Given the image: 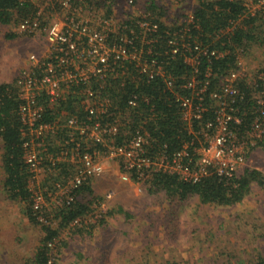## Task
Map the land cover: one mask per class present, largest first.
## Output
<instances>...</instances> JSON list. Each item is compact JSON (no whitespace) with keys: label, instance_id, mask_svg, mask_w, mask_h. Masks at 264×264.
<instances>
[{"label":"trees","instance_id":"obj_1","mask_svg":"<svg viewBox=\"0 0 264 264\" xmlns=\"http://www.w3.org/2000/svg\"><path fill=\"white\" fill-rule=\"evenodd\" d=\"M71 3L73 6L89 4L98 7L101 3L106 5V2L100 0H71ZM57 4L61 9L59 0ZM107 7L105 17L111 18L112 3H108ZM165 13L163 7L152 1L143 14H131L121 24L127 25L124 31L131 39L139 46L143 45L145 57L149 61L155 60L156 64L163 65L165 77L170 76L172 83L166 82L165 77L159 74L149 78L145 73H137L132 68L124 83L122 78H109L107 81L93 78L87 85L95 90L97 99L108 98L111 101L105 117L110 121H118L119 130L116 134L106 135L112 137L109 142L112 141L113 146L129 143L140 129L147 141L146 154L173 156L186 148L189 156L184 163L191 167L196 162V157H199L198 149L207 145L209 137L215 133L218 113L224 108L226 113L240 120L229 121L230 129L240 139L257 138L254 145L248 142V151L251 152L258 146L264 148V132L259 137L252 136L256 121L262 122L264 126L262 105L258 102L261 96L264 97V67L254 76L253 83L248 82L247 77L239 72V60L243 54L248 53L254 45L264 49V7L262 10L250 12L243 0H198L192 17L183 23L175 19L166 22ZM35 16H38V10L30 0H0L2 25L19 23ZM39 18L44 19L43 14ZM144 22L148 24V28L142 27ZM152 25H156V30L152 29ZM17 36L16 32L7 33L9 39ZM175 41L179 49L172 52ZM190 58L196 61L191 62ZM233 71L238 72L235 83L239 89L237 94L225 90V77ZM17 79L0 83L3 191L7 198L23 203L27 217L32 223L38 224L41 218L46 220L42 213L46 206L36 208L32 190L41 189L46 200L55 195V203L57 202L59 196L53 185L60 181L63 173H67L65 166H69L67 161H63L61 151L71 145L59 146L55 140H65V143L66 140L71 141L70 133L78 137V131L67 127L60 130L59 126L71 115L82 119L88 114L85 110L88 99L83 92L86 85L72 89L56 104L48 103V99L44 98L45 110L41 122L58 121L59 126L56 134L46 137L48 149L40 150L45 157L44 172L35 178L36 173L31 170L25 158V138L22 130L25 125L20 113L23 101L18 96ZM186 99L191 107L183 104ZM131 100L136 105L132 106ZM210 122L214 125L209 126ZM86 146L82 144L80 148ZM94 148L105 147L98 143L88 149L92 152ZM58 152L60 159L57 158ZM49 153L55 159L49 160ZM189 157L193 159L190 165ZM210 172L199 180L192 181L175 172L153 171L149 181L147 180L150 184L149 192H164L169 199L186 200L197 197L201 204L233 206L245 199L253 185L264 189V173L254 168H248L242 174L236 173L231 178L221 176L213 169ZM31 179L35 183L33 188L30 185ZM92 183L86 182L77 188L73 200L62 198V205L55 204L57 224L55 226L49 222L45 225V235L31 258L33 264H56L53 247L58 242H61V246L67 244L61 238V233L91 211L95 199ZM50 190L53 194L48 196ZM78 194H81L80 197H77ZM126 214L130 216L132 213ZM98 221L103 223L105 218ZM81 225L83 221L75 227L80 229ZM90 226L93 227L94 224ZM161 264L179 263L167 261ZM236 264H264V256L261 255L253 261L239 260Z\"/></svg>","mask_w":264,"mask_h":264},{"label":"rangeland","instance_id":"obj_2","mask_svg":"<svg viewBox=\"0 0 264 264\" xmlns=\"http://www.w3.org/2000/svg\"><path fill=\"white\" fill-rule=\"evenodd\" d=\"M30 1L37 7L38 15L43 14V26L38 32L28 34L18 31L19 23H0V83L16 80L28 66L32 54L44 55L50 45L49 26L55 24L62 28L65 25L62 19L65 10L60 9L58 0ZM100 1L106 5L81 4L76 7L79 8L76 14L93 20L107 18V4L111 2L110 16L115 22H121L131 14H143L155 1L166 10V22L175 19L183 23L192 17L198 4V0ZM243 3L250 12L264 7V0H243ZM8 32H16L18 36L9 39ZM241 64L240 74L253 83L254 76L264 67V49L254 45L241 56ZM65 126L63 121L60 130ZM57 131L56 127L53 134ZM242 140L244 142L236 146L243 157L237 166V174L248 168L264 173V148L258 146L249 152L248 142L254 145L257 138ZM55 142H60L59 146L65 145V140ZM2 148L0 138V264H33L31 258L45 235V225L49 222L57 224L54 207L58 202L55 203V195L45 199L46 207L42 213L46 220L43 217L38 224L32 223L25 214L24 204L5 196ZM74 150L69 147L75 165H81ZM59 153L56 154L59 156ZM91 155L102 169L91 181L95 199L91 211L80 218V222L83 221L80 229L71 224L72 229L69 227L61 233L67 244L61 246L58 242L59 246L53 247L56 264H161L167 261L236 264L239 260L253 261L264 256V189L259 186L253 185L245 199L233 206L201 204L197 197L169 199L164 192L150 193L148 178L151 174L142 171L138 176V169L125 168L124 160L112 154L109 148H94ZM231 156L224 159L231 162ZM63 158L69 164L65 166L67 173L72 174L73 163L67 156ZM124 174L128 175L127 180L122 178ZM126 212L132 214L127 216ZM101 218H105L103 223L98 221ZM84 221L89 226H84Z\"/></svg>","mask_w":264,"mask_h":264},{"label":"built area","instance_id":"obj_3","mask_svg":"<svg viewBox=\"0 0 264 264\" xmlns=\"http://www.w3.org/2000/svg\"><path fill=\"white\" fill-rule=\"evenodd\" d=\"M61 8L65 10V17L62 18L65 25L59 28L55 24L49 26L47 30V38L50 42L49 48L43 56L32 54L29 56V64L24 68L16 81L18 88V96L23 101L20 107V113L24 126L23 137L25 138V158L35 178L39 173L44 172V159L41 155V148L48 149L46 137L52 135L58 121L53 123L41 122L44 114V98L48 99V103L56 104L58 100L65 98L66 95L81 85H86L83 91L88 101L85 104V110L88 113L86 117L79 119L75 115H71L64 121L67 128L78 131L79 139L70 133L71 141L66 140V144L74 147L81 165H75L73 156L70 154L69 148L62 149L61 154L67 156L73 163L74 171L72 174H62L60 181L54 183L57 189V202L62 205L61 199L73 200L74 191L82 184L92 181L100 175L102 169L92 158L93 151L88 149L90 146H96L100 143L105 149L109 150L116 157L124 160L125 168L138 169L140 173L153 171H168L178 173L188 180L197 181L202 176L210 174V169L215 170L217 174L227 178L233 177L237 173V166L243 160L241 153L238 152L236 146L244 142L229 127V121L233 118L231 114L225 112L222 108L218 113V121L215 127V133L209 137L207 145L198 149L199 157L191 167L188 163H184L185 158L189 156L187 149L176 152L173 156L166 154H156L151 156L145 152L146 137L139 130L133 135L129 143L113 146L112 135L119 130L118 121H110L105 117L109 110L111 101L108 98L103 100L97 99L95 90L87 85L91 83L93 78L107 81L109 78H122L124 83L126 75L133 68L137 73H145L149 78L156 75L165 77L164 67L161 63L156 64L155 60L149 61L145 57L143 45L139 46L133 39L129 37L124 30L127 25L121 22H115L111 18H81L76 14L79 8L73 6L71 0H59ZM92 14V13H91ZM42 21L38 16L34 18H26L19 22L18 31L28 34L36 33L40 30ZM142 27H147L144 22ZM156 25H152V29L156 30ZM145 41V39H144ZM179 49L175 41L172 46V52ZM195 58V57H194ZM190 58L191 62L196 59ZM239 64L242 67L241 59ZM238 72L233 71L225 77V90L232 94H237L239 89L236 87ZM168 78H170L168 80ZM166 82L172 83L171 77H165ZM106 83V82H104ZM261 106V112L264 116V97L258 100ZM132 106L136 102L131 100ZM185 106L191 107V103L186 99L183 103ZM199 117V116H198ZM40 121V122H39ZM214 125L210 122L209 126ZM264 132L262 122L256 121L252 136L259 137ZM208 139V136H207ZM88 142L91 144L89 145ZM60 142H58V145ZM82 144L87 145L83 149ZM64 145V146H65ZM90 147V148H91ZM232 155L231 162L224 158ZM49 160L55 159L53 154H47ZM58 159L61 156L57 157ZM189 165L193 160L189 157ZM153 168V169H151ZM124 180L128 179V175H122ZM30 185L35 187L33 179ZM35 195V206L40 208L45 204L44 193L41 189L32 190ZM50 190L48 196L52 195ZM110 197V196H108ZM77 219L72 225L78 224Z\"/></svg>","mask_w":264,"mask_h":264}]
</instances>
